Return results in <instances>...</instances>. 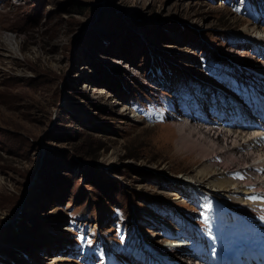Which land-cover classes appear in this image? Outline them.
<instances>
[{
    "label": "rangeland",
    "instance_id": "374dc122",
    "mask_svg": "<svg viewBox=\"0 0 264 264\" xmlns=\"http://www.w3.org/2000/svg\"><path fill=\"white\" fill-rule=\"evenodd\" d=\"M263 37L264 0H0V264H193L238 226L237 250L264 243V212L193 190L213 161L262 197L259 152L186 114L264 95Z\"/></svg>",
    "mask_w": 264,
    "mask_h": 264
},
{
    "label": "bare ground",
    "instance_id": "6f19581e",
    "mask_svg": "<svg viewBox=\"0 0 264 264\" xmlns=\"http://www.w3.org/2000/svg\"><path fill=\"white\" fill-rule=\"evenodd\" d=\"M252 40L256 43L260 42L261 44H263V45H261V44L257 43L258 48H256V49H259L261 51L264 50V37L263 38H255ZM246 82L249 85H251L252 87H255L254 82H252L250 80H247ZM246 89L249 90L250 88L246 87ZM256 89L260 90L264 94V84L262 85V88L256 87ZM249 91H251V92H249ZM249 91H247V92H249L250 95H247L245 92L243 93L244 95H246L244 98L245 103H247L248 97H250V98L258 97L259 99H262V102H264V97H262V95H260L257 92V90H255L257 93L254 92V90H252V89H250ZM239 103L242 105L241 108L236 109L234 112L231 111L229 113H224L223 111H220V109H219V111H220V113H219L216 110V106H220V107H222V110L224 108L227 111L230 108L227 107L226 105L221 106L220 103L219 104L217 103L218 105L216 104L214 107H212V109H211V107L210 108H208V107L204 108L205 111L203 113L201 112L198 115L195 114L196 112L189 113L188 110H186V114H188V116L192 117L191 121H197L199 123L198 125L202 126L203 128H205L207 130V131H204L206 135L213 137V138L208 137V142H216L215 138H219V136H221L222 133H227V132L230 133V131H233L234 133H236L235 135L232 134L233 132L231 134H228V135L226 134V136H228V137L232 136L234 138H239V141H240L239 144L235 143L234 146L229 147L226 151H230L233 148L237 147L238 145H241L242 147L247 148L251 152H252V150L259 152L258 159H256V163L255 162L254 163H255V167H257V170L260 172V169L264 168V159L260 158V157L264 156V128L257 126V123L252 119H243V120L240 119L239 115H241V114L247 115L248 113H250L252 111L254 112V110H252L251 106L248 103L244 104L240 100H239ZM205 106H207V105H205ZM200 126H199V128L203 129ZM226 126H230L232 128L228 127L225 129L224 127H226ZM182 131H184V130H182ZM182 131H180V132H182ZM244 132H246V134ZM205 137L207 138V136H205ZM223 138L225 139V137H223ZM227 139H229V138H227ZM232 140H233V138H232ZM259 144H261L260 147H258ZM194 145H197V144H194ZM230 145H231V143H230ZM232 145H233V143H232ZM199 150H200V148H199ZM208 160H211V159H208ZM215 165H216V163L213 161L209 162V163L204 162L203 164H201L200 168L196 170L195 175L193 176L194 183L197 185V186H194L195 188H193V190L195 192H198L200 189L201 191H204V192H211L214 194H218V195H220V197H222L223 199H226V201L228 200V202H231V203H232V200H231L232 198H234V199L237 198V200L239 199V203H240L239 209L235 210V211L230 210V212L228 211V214H235L236 213L239 215H243V217L245 219H247V221H250L249 225L255 227L257 215L259 213L264 212V195H262V197H256L252 193L253 189H251L250 186H248V185L239 186L233 180H231L227 177L218 178L219 174L216 172V169L214 168ZM257 173H256V175H257ZM186 178L188 179V176H181L179 178V180L184 182V181H186ZM239 181H240V178H239ZM250 182H252V181H250ZM261 183H263V182H261ZM252 184H253V182H252ZM187 186L192 188L193 184H190V185L188 184ZM254 191H255V189H254ZM235 192H237V193L241 192L245 195L243 197H241L240 195H239V197L238 196L235 197V196H233V194L236 195ZM241 211L245 212L246 216L248 218L243 213H239ZM235 223H239V225H240L241 221L237 220ZM260 228H264V226H262ZM237 232H239L240 238H250L249 232H247L246 230H243L241 227L238 226V228H233V230L231 229V232H230L231 235H230L229 240L228 241L223 240L222 241L223 243L221 244L224 247V249L222 251L225 253H223V252H220V253L226 255V252L228 250H230L229 251L230 254L233 255L237 251L236 246H234V243L237 241V236H233V234H236ZM197 241H199V243H201V245H204V243H206L207 246L211 244L210 239H208L205 236L200 237V239H198ZM248 241H249V243L252 242V240H248ZM253 243H254V245H257L259 247L264 245V243L260 242L259 240L254 241ZM184 246H186V244ZM178 247L184 248L183 245L178 246ZM176 248H177V246H176ZM180 248H179V250H180ZM187 248L190 249L188 252L186 251L187 257L188 258L193 257L195 259H198L195 262H193V264H214L213 262L210 263V261L208 259V256H209L208 252H206L204 250H193L190 247H187ZM244 249H247V248H244ZM154 253L157 255L156 256L154 254L155 264L157 263V261H156L157 257L160 259L159 261H161L162 264H174L172 262L164 260V258H162L156 251ZM217 256L220 258L219 253L217 254ZM244 258H247V257L244 256ZM141 264H143V263H141ZM216 264H218V263H216ZM251 264H254V263L252 262Z\"/></svg>",
    "mask_w": 264,
    "mask_h": 264
}]
</instances>
